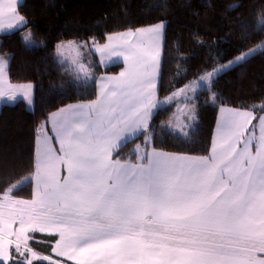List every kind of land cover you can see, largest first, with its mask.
<instances>
[{"label":"snow or ice","instance_id":"1","mask_svg":"<svg viewBox=\"0 0 264 264\" xmlns=\"http://www.w3.org/2000/svg\"><path fill=\"white\" fill-rule=\"evenodd\" d=\"M26 24L18 0H0V31ZM164 27L161 21L128 29L103 45L92 39L102 63L120 57L125 68L98 82L95 99L65 105L37 126L29 176L0 179V264H264V115L254 116L255 105L222 107L205 154L160 148L152 119L163 103L157 92ZM253 31L264 32V13ZM31 38V31L22 37ZM66 48L75 55L65 70L77 81L92 79L93 65L80 52L91 54L87 42H61L57 52ZM259 50L264 42L167 97L190 101L184 123L169 120L172 133L189 136L198 96L188 93L199 82L217 99L218 74ZM4 67L0 58V97L15 100L22 92L31 104L32 85H12ZM140 136L142 143L122 157L120 150ZM26 182L31 196L21 198L17 189ZM37 234L46 235L50 253L34 247Z\"/></svg>","mask_w":264,"mask_h":264},{"label":"trees","instance_id":"2","mask_svg":"<svg viewBox=\"0 0 264 264\" xmlns=\"http://www.w3.org/2000/svg\"><path fill=\"white\" fill-rule=\"evenodd\" d=\"M231 5L238 7L230 9ZM18 12L27 24L0 33V58L5 60L12 84L31 83L33 104L28 108L23 99H17L0 107V179L7 177L11 183L32 171L37 126L65 105L94 99L97 75L116 73L120 67H102L92 51L93 78L77 81L54 55L59 43L78 39L90 46L93 38L103 43L111 33L163 21L158 97L166 99L204 69L227 62L264 40V32L253 31L264 13V0H21ZM25 28L35 43L23 41ZM213 92L215 100L208 90L198 94L197 120L187 137L161 131L173 105L160 106L152 119L157 145L168 152L205 154L221 106L251 110L255 105L254 116L264 114L260 109L264 103V50L219 73ZM142 141L143 136L129 141L120 155L127 158ZM17 192L21 198H30L31 182L20 185ZM46 239L45 234H37L33 242L43 254L51 252L45 248Z\"/></svg>","mask_w":264,"mask_h":264},{"label":"rangeland","instance_id":"3","mask_svg":"<svg viewBox=\"0 0 264 264\" xmlns=\"http://www.w3.org/2000/svg\"><path fill=\"white\" fill-rule=\"evenodd\" d=\"M19 2L21 1V0H18ZM18 2V3H19ZM17 28V27H16ZM15 28H13V29H7V28H5L3 31H11V30H14ZM30 30L28 29V28H25L23 31H22V37L24 36V35H26L28 32H29ZM24 41V40H23ZM68 41H73V42H77V43H84L85 41H83V40H78V39H71V40H66V41H64V43L66 44ZM25 42V41H24ZM262 42H264V40H262L261 42H259L258 44H260V43H262ZM26 43V42H25ZM31 43H35V40L33 39V38H31V40L29 41V42H27L26 44H28V45H30ZM59 44H61V43H59ZM58 44V45H59ZM256 46V45H255ZM254 46V47H255ZM89 48H91V45L90 46H88ZM247 51V50H246ZM80 52H81V55L83 56V61L82 62H84L85 64H88L89 62H91V64H93V62H92V52H91V54H89L88 53V50L87 49H81L80 50ZM245 52V51H244ZM54 55H55V57L57 58V60L58 61H60V62H62L64 65H65V67L67 68V67H70L71 66V60H72V58H73V56L75 55V53L72 51V49L71 48H66L64 51H63V54L61 55V54H59L58 52H57V45H56V47H55V50H54ZM235 58V57H234ZM233 58V59H234ZM233 59H231V60H233ZM228 63V61L227 62H223V63H218V64H220V65H223V64H227ZM233 66V65H232ZM230 68V67H229ZM212 69V68H211ZM211 69H208V70H211ZM228 69V68H227ZM205 70V69H204ZM203 70V71H204ZM226 70V69H225ZM202 71V72H203ZM224 71V70H223ZM222 71V72H223ZM92 72H93V68H92ZM202 72H200L199 74H201ZM198 74V75H199ZM198 75L195 77V78H193V79H196V78H198ZM193 79H191V80H189L186 84H188L190 81H192ZM27 84H31V83H22V85H27ZM199 84H200V86L197 88V90H196V93H192V92H189L188 93V95L189 96H198V94L200 93V91L201 90H208V88H207V85L204 83V82H199ZM185 85V84H184ZM184 85L182 86V87H180V88H183L184 87ZM179 89V88H178ZM176 91V90H175ZM174 91V92H175ZM23 94V93H22ZM171 96V95H170ZM31 98H33V87L31 88ZM167 104H171V105H173V112H172V114L170 115V117L167 119V120H165L164 121V123H163V125H165V129L167 130V131H169V130H171V128L170 127H168V122H169V120L171 119L172 121H173V123L174 124H179V123H184L185 122V115H186V113H187V111H188V105L190 104V101H188V100H186L183 96H180V97H176V98H174V99H172V100H167ZM197 120V119H196ZM196 120L194 121V122H192V123H195L196 122ZM169 129V130H168Z\"/></svg>","mask_w":264,"mask_h":264},{"label":"crops","instance_id":"4","mask_svg":"<svg viewBox=\"0 0 264 264\" xmlns=\"http://www.w3.org/2000/svg\"><path fill=\"white\" fill-rule=\"evenodd\" d=\"M18 2H19V1H18ZM154 25H155V24H154ZM149 26H151V25H149ZM18 27H21V26H18ZM18 27H17V28H18ZM146 27H148V26L139 27V28H146ZM15 29H16V28H15ZM127 30H128V29H127ZM125 31H126V30L119 31V32H115V33H111V34H109V35L106 36V39L104 40L103 43H99V44L103 45V44L107 43V42H108V41H107V37H108V36L113 35V34H116V33H122V32H125ZM3 32H8V31H0V33H3ZM163 35H164V29H163V31H162V35H161V37H160L159 40H158V50H159V52H160V59H161V57H162ZM91 49H92L93 53L97 56L98 62H99V64H100L102 67H103V66H108V65H113V64H120V67H119V69L117 70L116 73H100V74L97 75V77H96V94H97V91H98V88H99V83H98V82H99L102 78H104V77H110V76L118 75L122 70H124V68H125V64H124V62H123V59L120 58V57H112L111 59H105L104 62L102 63V57L100 56L99 53L95 52V50H94V46H93V45H91ZM4 75H5L6 80H7L9 83H11V82L8 80V77H7V75H6V65H5V67H4ZM159 75H160V73H159ZM158 81H159V78H158ZM11 84H12V83H11ZM12 85H14V86L22 85V83H19V84H12ZM0 86H3V85H0ZM32 87H33V86H32ZM17 99H23V100L25 101L27 107H28V108H32L33 98H32V103L29 104V103L24 99V96H23L22 92H20V93H17V96H16V99H15V100H17ZM94 99H95V98H94ZM157 99H158L159 101H162V102H163L160 106L165 105V104L168 103L166 99H160V98L158 97V92H157ZM15 100H9V99H7V97H0V107H1V105L4 104V103H11V102H13V101H15ZM80 102H81V101H80ZM75 103H78V102H75ZM75 103H71V104H75ZM68 105H69V104H68ZM222 107H224V108H234V107H229V106H221V107L218 109L216 122H215V125H214V128H213V132H212L211 142H212V139H213L214 132L216 131V128H217V121H218V118H219L220 115H221L220 109H221ZM158 108H159V107H158ZM158 108H157V109H158ZM157 109L154 110V114L156 113V110H157ZM56 111H57V110H56ZM56 111H54V112H56ZM52 113H53V112H52ZM262 115H264V114H262ZM195 123H196V122H195ZM195 123H192V126H191V128L189 129V132L193 129ZM255 123H258V120H257ZM250 127H251V126H250ZM48 130H49V131L51 130V124L48 125ZM168 130H169V129H168ZM169 131L172 132L171 130H169ZM257 134H258V130H257ZM36 135H37V133H36ZM210 146H211V144H210ZM57 147H59V146L57 145ZM189 155H193V154H189ZM32 188H33V185H32V183H31V192H32ZM30 196H31V195H30ZM42 254H43V253H42Z\"/></svg>","mask_w":264,"mask_h":264}]
</instances>
